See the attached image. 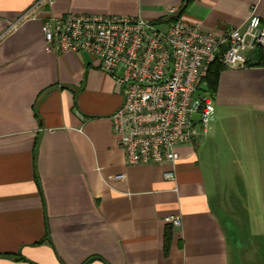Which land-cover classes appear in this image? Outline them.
<instances>
[{
  "label": "crops",
  "instance_id": "0c3cea01",
  "mask_svg": "<svg viewBox=\"0 0 264 264\" xmlns=\"http://www.w3.org/2000/svg\"><path fill=\"white\" fill-rule=\"evenodd\" d=\"M169 7L208 30L252 11L264 25V0H0V264H264V52L219 68L203 90L208 134L175 148L170 180L168 164H127L114 77L87 54L44 49L51 14L141 15L164 29Z\"/></svg>",
  "mask_w": 264,
  "mask_h": 264
},
{
  "label": "built area",
  "instance_id": "2783aa9c",
  "mask_svg": "<svg viewBox=\"0 0 264 264\" xmlns=\"http://www.w3.org/2000/svg\"><path fill=\"white\" fill-rule=\"evenodd\" d=\"M164 16L172 20L162 29L141 15L51 14L42 32L46 52L87 54L114 77L124 100L110 118L127 164H168L163 175L175 180V148L208 134L214 104L201 85L211 65L246 66L247 50L264 52V25L254 11L224 32L184 19L174 7Z\"/></svg>",
  "mask_w": 264,
  "mask_h": 264
},
{
  "label": "trees",
  "instance_id": "16d2710c",
  "mask_svg": "<svg viewBox=\"0 0 264 264\" xmlns=\"http://www.w3.org/2000/svg\"><path fill=\"white\" fill-rule=\"evenodd\" d=\"M223 67L221 64L215 62L211 65L209 73L205 78V83L208 85V89L215 90L217 86L216 74L219 68Z\"/></svg>",
  "mask_w": 264,
  "mask_h": 264
},
{
  "label": "rangeland",
  "instance_id": "374dc122",
  "mask_svg": "<svg viewBox=\"0 0 264 264\" xmlns=\"http://www.w3.org/2000/svg\"><path fill=\"white\" fill-rule=\"evenodd\" d=\"M209 126H210V124H209ZM226 167H227V169H229V168H231L232 166H237V168H238V166H240V170H241V168H243V170H247L246 169V166H245V164H224ZM233 167V168H234ZM237 168H236V170H237ZM233 171V173H232V182H235V180H236V178H235V173L234 172H237L238 173V171ZM240 170H239V172H240ZM247 182L249 183L248 185V187H252L251 186V180L250 179H248L247 180ZM234 185V184H233ZM252 191H251V189L249 190V204H248V207H249V209H250V214L251 213H253L254 212V210L252 209V208H254L255 207V203L253 202V200H252Z\"/></svg>",
  "mask_w": 264,
  "mask_h": 264
},
{
  "label": "water",
  "instance_id": "95a60500",
  "mask_svg": "<svg viewBox=\"0 0 264 264\" xmlns=\"http://www.w3.org/2000/svg\"><path fill=\"white\" fill-rule=\"evenodd\" d=\"M206 87H207V84H206V83H203V84L201 85V89H202V90H205ZM196 117H198V116L195 115L194 118H196Z\"/></svg>",
  "mask_w": 264,
  "mask_h": 264
}]
</instances>
